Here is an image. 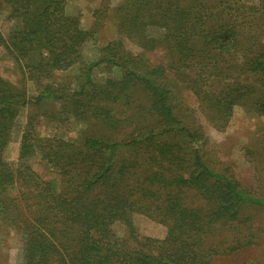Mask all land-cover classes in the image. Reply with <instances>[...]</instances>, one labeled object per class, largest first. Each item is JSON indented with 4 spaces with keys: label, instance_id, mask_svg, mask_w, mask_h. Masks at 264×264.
<instances>
[{
    "label": "trees",
    "instance_id": "1",
    "mask_svg": "<svg viewBox=\"0 0 264 264\" xmlns=\"http://www.w3.org/2000/svg\"><path fill=\"white\" fill-rule=\"evenodd\" d=\"M5 2L13 24L0 27V47L20 80L0 74V219L20 238L17 264H210L255 242L241 234L242 212L264 206V192L221 165L180 90L221 131L235 105L264 114V0H124L112 9L120 38L95 44L94 59L85 48L96 40L99 8L85 28L65 0ZM159 50L160 62L146 59ZM75 66L72 86H57L54 72ZM49 104L53 126L79 128V137L40 134L36 119ZM25 107L33 112L17 162H8ZM36 154L58 178L30 166ZM138 212L163 224L165 237L141 236Z\"/></svg>",
    "mask_w": 264,
    "mask_h": 264
},
{
    "label": "rangeland",
    "instance_id": "2",
    "mask_svg": "<svg viewBox=\"0 0 264 264\" xmlns=\"http://www.w3.org/2000/svg\"><path fill=\"white\" fill-rule=\"evenodd\" d=\"M124 0H65V10L68 14L78 15L81 24L85 28H91L95 17L93 11L100 9L96 40L89 43L85 48L87 58H95L97 45H103L110 40L119 39L120 36L113 18V8ZM246 5L258 3V0H242ZM105 9V12H104ZM9 6L5 0H0V27L8 30L13 24L8 19ZM125 39V38H123ZM95 42V43H94ZM125 46L134 53H139L140 48L134 43L125 39ZM145 57L152 63H158L163 58V51L146 52ZM77 71L76 66L71 69L54 72V82L57 86H72L73 75ZM106 69L99 67L94 75L101 81L106 75ZM0 74L16 84H19V69L14 62L6 55L0 47ZM118 75V72H115ZM29 90H34L35 85L29 82L26 85ZM180 96L184 106L194 109V115L203 125L204 130L211 138V150L216 152L215 157L223 166H230L235 176L245 186H250L257 191L264 192V114L259 115L252 108L244 105H235L233 114L224 130L216 129L208 123L206 118L198 110V102L192 92L181 87ZM56 109L53 105L44 106L39 112L43 113L36 119V127L41 135L62 137L65 139H76L80 135V129H63L53 126L49 115ZM31 107H25L17 118V123L12 134V140L4 149L3 158L8 162H17L20 151V137L30 113ZM249 151V153H248ZM261 154V155H260ZM30 166L42 177L58 178V173L39 154L29 160ZM246 218L244 225H241V234H248L255 242L234 252L215 256L210 264H264V206H248L242 212ZM133 222L141 236H149L162 239L166 235V227L157 220L138 212L133 214ZM114 230L122 234L123 226L114 224ZM233 234H230V237ZM20 238L13 227L0 219V264H17Z\"/></svg>",
    "mask_w": 264,
    "mask_h": 264
}]
</instances>
